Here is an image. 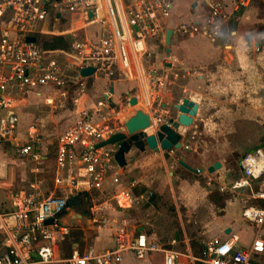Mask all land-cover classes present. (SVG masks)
I'll return each instance as SVG.
<instances>
[{
    "label": "built area",
    "instance_id": "1",
    "mask_svg": "<svg viewBox=\"0 0 264 264\" xmlns=\"http://www.w3.org/2000/svg\"><path fill=\"white\" fill-rule=\"evenodd\" d=\"M210 1L212 12L206 20L207 25L220 28L227 17L229 0ZM252 1L235 0L234 11L239 13ZM105 3L107 19L100 17L97 0H0V21L6 19L0 35V109L8 108L6 114L0 115V136L8 140L12 138L13 150H17L19 155L34 159L40 165L44 161L33 142L37 137L34 125V130L29 132L30 140L21 144L16 137L19 118L9 110L11 99L7 94L8 86L15 82L24 93L35 86L64 88L71 77L56 59L47 58V51L41 44L28 40L30 36L45 32L44 25L51 16L52 8L56 13L92 14V21L101 25L97 39L75 38L71 51L66 52L77 71L76 78H83L80 72L86 67H96V73L107 71L108 75L116 67L129 79L145 81L147 74L143 59L148 55L147 40L161 37L162 20L170 15L171 0H136L129 5L118 0H105ZM186 25L183 27L188 31ZM195 27L198 28L197 25ZM147 104L153 108L152 103ZM108 105L110 103H99L94 112L82 111V115L58 135L54 183L61 194L53 191L47 196H40L31 191L22 196L16 209L0 208V234L6 248L0 253V264H115L123 260L126 252H132L138 259L160 252L164 254V264H176V260L183 255L144 232L131 236L124 226L116 229L113 248L97 250L89 246L74 249L69 257L56 254V234L69 232L62 222L69 198L80 192L102 193L105 201L94 200L91 208L94 223L106 220L104 209L113 201L120 208H131L138 202L132 187L107 190L108 184L121 183V176L124 175L123 168L115 159L120 144L98 146L116 133L107 122V114L102 113L104 106L114 112ZM150 115L153 124L168 121L162 114L155 118ZM241 170L243 176L232 183V188L250 189L254 198L264 200V190L253 189V181L264 177V146L243 155ZM243 216L256 227L250 246L240 247L238 234L217 236L204 243L201 255L187 256L205 264H264L257 258L258 254L264 253V206L248 205L243 209ZM49 219H53L52 224L46 223Z\"/></svg>",
    "mask_w": 264,
    "mask_h": 264
},
{
    "label": "crops",
    "instance_id": "2",
    "mask_svg": "<svg viewBox=\"0 0 264 264\" xmlns=\"http://www.w3.org/2000/svg\"><path fill=\"white\" fill-rule=\"evenodd\" d=\"M100 9V17L106 19L107 9L105 0H97ZM125 4L124 0H118ZM136 0H133L135 2ZM125 2V3H124ZM234 2L235 0H229L226 8L225 22L221 25L223 28V32L221 33L220 28H216L207 25V18L212 12L211 1L210 0H171L172 8L170 15L163 18L162 27L164 25L168 26V29H173V37L172 42H174V47L171 48V52L168 53V48L166 49L167 55L174 54L178 61L179 68L185 71L186 75H190L189 83L193 88L203 87V98L207 99L210 97L212 99L211 103H230L231 98L233 97V91H236L234 88L240 84H236V82H232L234 72L239 69L240 74H243L245 77V81L243 89L246 88L247 85V73H248V65L252 62V60L257 58L263 59L262 53H264V39H257L254 42H250L246 39V37L256 34L264 33V0H253L248 7L236 13L234 11ZM55 14H57V18L61 19L64 17L68 19V24L73 25V28L70 30H66L64 32H56V21ZM92 14L86 15L85 13H56L55 9H51V16L48 18L45 23V32L41 34H36L35 37L37 43L41 44L44 50L47 51L48 59H56L58 62V58L56 55L63 54L68 60L70 67L73 65L70 62V59L66 55V52L71 51V44L75 38H78L76 33H73V30H80L81 37H89L93 39H97L99 32L101 30V25L93 22L91 19ZM60 19V20H61ZM6 19L3 18L0 21V35L2 33L3 25L5 24ZM196 23L199 27L205 29L204 34H196L191 37H185L178 39L177 33L175 31V26L181 23ZM55 23V25H53ZM5 26V25H4ZM55 28H54V27ZM230 28H232L230 30ZM55 29V30H54ZM220 29V31H219ZM73 33V37L71 38V34ZM165 33V32H164ZM167 33V32H166ZM166 33L164 34V40ZM54 37H64L69 42L68 48H57V49H47L45 48V42L51 41L46 39V36ZM69 36L71 39H68ZM159 38H149L147 40L148 48L151 42L160 41ZM171 42V44H172ZM230 45V46H229ZM171 46V45H168ZM223 47L228 48L229 50L224 49ZM221 48V49H220ZM218 55L221 57L219 58ZM255 57H253V56ZM221 59L222 57L229 60H236L233 64H235V70L232 72L231 70H226V75L229 80L226 81L225 88L227 92L221 97H217L215 94L217 87L213 78L217 75V70L215 68L212 69V63L216 60ZM231 61V60H230ZM229 61V62H230ZM227 61V63H229ZM263 62V61H262ZM144 64V59H143ZM180 64V65H179ZM61 65V64H60ZM145 66V64H144ZM62 67V66H61ZM232 69V65H231ZM64 70V69H63ZM74 71H76L74 69ZM65 73H67L64 70ZM77 73V71H76ZM99 73V72H98ZM98 73H94L91 76H87L88 81L90 80V85L87 88L86 93L78 98L76 103H92L91 107L85 109L84 106H79L68 110H58L57 105L55 103H60V99L58 95L60 92H63V88L43 85V86H35L28 93H24L20 87H18L15 82H11L7 89V94L11 99L10 111H14L15 114L18 115V123L16 130V137L20 143L26 142L30 140L29 132L34 130L32 126H35L37 137L34 138L33 142L37 149V151L44 157V161L42 166L37 167L36 163L30 158H26L24 156L19 155L17 150H13L14 140L11 139H1L0 136V208L3 210H13L16 209L22 201V196L25 193L36 191L40 196H47L48 191L43 190V185L48 176L45 175L48 171V160L51 158L52 153L55 155V174L57 171V148H58V135L61 131H63L66 127H68L71 123L76 121L80 115H82V111L84 110H92L94 108L95 103H127L132 107L130 101L132 97H137L138 103L135 106H140L141 100L136 94L132 93V89L126 83H123L121 80L111 81L108 77L100 76ZM69 74V73H68ZM81 74V72H80ZM71 75V74H70ZM82 76V75H81ZM84 77V76H83ZM234 80H237L236 76H234ZM240 80V79H239ZM138 81V80H136ZM113 87L114 92H111V88ZM258 89V87H255ZM233 90V91H232ZM247 90H245L246 92ZM218 92V91H217ZM64 94V93H63ZM218 94V93H217ZM227 94V95H226ZM107 95L109 98L107 99ZM152 95V94H151ZM259 95L263 96L262 90L259 92ZM60 96V95H59ZM102 97L105 98V101H101ZM192 100V99H191ZM199 104V110L197 114L194 116L193 123L184 128L182 132V143L183 147L181 149H172L167 151H151L147 149L145 152L141 153L137 158H134L132 155L133 151L126 155L127 164L123 168V179L119 184H108V188L113 190H118L121 188H129L133 186L141 187L139 196H138V204L137 210L139 213L143 214L144 210V202L142 200L145 198L146 193H150L152 195H157L155 192H151L155 185L158 184L160 189L165 191L166 189L171 190L174 200V206L171 205V209L177 210V213H180V208L185 204L184 202H189L191 200V195L187 194V197L181 199L179 191V184L182 182H177L175 175L178 173L179 165L183 167L185 170H188L193 176H210V178H215L216 175L214 173L218 170L222 171L225 169V163L223 160L221 161L222 167L220 169L215 170L214 172H209L208 168L214 164L215 162H207V166H205V162L207 159L195 164L191 159L196 152V149L189 146L190 138H189V130L197 125V120L202 113L204 108L202 103L196 100H193ZM64 103V101H63ZM176 104L173 103H164L162 105V110L173 109ZM96 107V106H95ZM8 109V108H7ZM7 109H0V115L7 113ZM138 109V108H137ZM58 110L59 112H56ZM136 111V109H134ZM143 110V109H142ZM133 111L129 116L131 117L134 112ZM145 111V110H144ZM163 114V113H162ZM166 116V115H165ZM172 117V116H170ZM169 117V118H170ZM194 133H196L194 131ZM264 144L256 146L248 151L255 150L259 147H263ZM16 151V152H15ZM135 151V150H134ZM185 153L184 160L196 168H203V171L200 173H195L185 168L179 163V160L182 158L174 157L173 155L177 152ZM246 151V152H248ZM245 152V153H246ZM244 153V154H245ZM243 157V156H242ZM239 161V175L236 179L231 178L230 180H226V178L222 181L221 184L226 185L220 187L221 192L238 194L239 198L237 202L228 200L226 207L224 208V212L220 215H215L214 217L208 218L204 224L207 227L206 233L208 237L214 238L217 236L227 237L231 234H238L240 236L239 245L240 247L246 248L250 246L252 243L255 233L256 227L253 222L249 221L243 216V209L248 205H261L264 206V200L256 199L252 196V190L243 188V189H234L232 188V183L243 176L241 170V160ZM197 160V159H196ZM31 164L34 166H31ZM119 164V163H118ZM159 165H163L165 170L158 168ZM32 172V173H31ZM46 172V173H45ZM44 174V175H42ZM54 174V175H55ZM35 177V181L31 182L29 180L30 176ZM229 177V176H228ZM227 177V178H228ZM132 179V180H130ZM54 180V179H53ZM131 181V182H130ZM135 181V185L133 182ZM30 185H28V183ZM179 183V184H178ZM131 184V186H130ZM229 187L227 188V186ZM29 186V187H27ZM55 186V183H54ZM29 188V189H27ZM55 189V187H54ZM133 189V188H132ZM253 189L264 190V177L258 180L253 181ZM59 190V189H58ZM52 191V190H51ZM49 191L50 193H52ZM250 192V198L246 201L244 197L241 196L240 192ZM90 193V192H89ZM164 193V192H163ZM91 194V202L92 205L95 201L103 202L105 201V196L97 191L96 197L94 196L93 191ZM150 196V201L154 199ZM95 200V201H94ZM188 203V204H189ZM151 203V207L147 206L146 213L152 214L154 210H156L155 205ZM108 205V204H107ZM131 208H120L118 207V211L114 208L113 202L111 206H108L104 209V216L106 220L103 223L95 225L93 221V217H83L77 218L74 221L73 226H70L72 215L74 211H71L68 215L63 216V224L69 228V232L66 234L57 233V246H56V254L58 256H63V248H62V238L63 236H71L72 231L74 230H84V234L86 235L87 230L86 226L95 228V233L92 238L91 246L97 250H105L109 248H113L115 246L114 241V233L118 227H122V219H124L125 214L130 211ZM129 209V210H123ZM145 213V214H146ZM130 214V218H126L125 224L129 226L128 231L130 235L135 236L138 233L134 232L131 228L135 224V220L140 218V215ZM147 215V214H146ZM93 216V215H92ZM179 217V216H178ZM180 222L181 219L179 218ZM152 218L147 215L143 221V224L140 225V231L144 232L146 225L154 226L151 222ZM91 225V226H90ZM79 228V229H78ZM134 232V233H133ZM263 238H264V225H263ZM141 233V232H139ZM144 233L148 234L147 231ZM153 236L164 243H167L169 247L177 249L180 247L182 241L181 235L178 231L174 232L173 235L167 237H159L156 235V232L153 234H148ZM210 238V239H211ZM86 239V238H85ZM175 240V242H173ZM70 241V240H69ZM73 243V250L76 248L85 249L87 247L82 248L81 241L78 239H74L70 241ZM185 248L188 250V254H193L192 246L195 247L198 251L199 256L202 254L203 246L198 241L193 240L190 244L189 239L185 238L184 240ZM4 246L3 236L0 234V246ZM192 245V246H191ZM195 256V255H194ZM188 257V256H187ZM181 258V257H180ZM177 259L176 264H205L200 261H193L191 259ZM189 258V257H188ZM258 260L264 262V253L257 255ZM115 264H164V254L160 252L150 253L144 259L136 258L132 252H126L124 254V258L121 262Z\"/></svg>",
    "mask_w": 264,
    "mask_h": 264
},
{
    "label": "rangeland",
    "instance_id": "3",
    "mask_svg": "<svg viewBox=\"0 0 264 264\" xmlns=\"http://www.w3.org/2000/svg\"><path fill=\"white\" fill-rule=\"evenodd\" d=\"M124 1L126 2H124V5H129L133 0ZM66 12L69 13V11ZM262 14L264 15L263 11ZM56 16L57 14H55L54 18L57 25L56 32L62 33L73 28V25L68 24V19L64 17L61 19V17L57 18ZM184 24H187L186 27L188 31H185V28L183 27ZM53 25H55V23ZM196 25L197 24L195 23L187 22L175 26L174 28L177 33V38L181 39L200 33L204 34L205 29L199 27L198 25V28H196ZM167 27L168 26L166 25L163 26V32L161 33V37H159V39H161L160 41L150 43L148 55L144 58V69L147 74L144 82L127 78L116 67L112 69L113 73L110 75H108L107 71H99L98 74L100 76L108 77L111 81L121 80L123 83H126L131 87L132 93L136 94V96H138L141 100L140 106L134 105L132 107H130L128 102L124 104L112 102L108 106H110L114 112L106 106L102 107V113L107 114L109 118L107 122L114 127L116 132L125 130V122L128 119V116L135 111L134 109H143L147 113L153 114L154 118L163 113L162 115H166L165 117L169 119L170 116L176 118L179 115V111L176 107H172V110H162V105L164 103L179 104L184 98L205 102L202 103L204 108L197 120V125L189 130V138L191 139L189 146L196 149V152L191 159L197 165L200 162H205L202 160L207 159L204 163L205 166H207V162L213 163L217 160H223L225 163V169L222 171H216L214 173V175H216L215 178H210V176L195 177L188 170H185L179 165V170L175 177H178L176 181L182 182V184L178 183V193L183 200L187 197V194L191 195L190 203L188 202V204L187 202H184L185 204H183L180 208V213H177V210L175 209H171V205L174 206L175 203L172 199L173 194L171 190L166 189L163 191L160 189V186L156 184L155 188L151 191L157 194L154 199L150 201V196L152 194L148 192L142 200V202H144L143 214L138 212L136 209L137 206L135 208V205L139 202L138 200L133 208L125 214L124 219H122V225L128 229L129 226L124 223L126 218H130L131 213H134L133 215L135 216L140 215V218L135 220L136 225L131 227L136 233L142 232L139 230V227L143 224L147 215L149 218H152L151 222L154 225L152 228L151 226L146 225L145 231H147L148 234L156 232V235L159 237H167V235L171 236L174 232L178 231L183 242L180 247H177V250L182 252L183 255L180 256V259L183 260L191 259L187 257L188 250L185 248V238L189 239L190 244L193 240H195L204 246V243L211 238L208 237V234L206 233L207 227L204 222L210 217L223 213L228 200L237 202L239 198L238 194L221 192L220 187L226 186L221 184L222 181L225 178L226 180H230L231 178L236 179L239 175L238 164L244 153L256 146L264 144V53L261 54L263 59L260 58V55H258L259 60L254 58L248 65L249 71L247 73V85L245 89H243L244 84L242 83L245 81L244 75L240 74L239 69L236 70V73L233 71L235 70L233 68L236 67L233 63L236 62V60H233L232 62V59L227 60L223 57L218 59V57H221L218 55L217 60L211 65L212 69L215 68L217 70V75L213 78L219 88L215 92L217 97L220 98L221 95H224L227 92V89L225 88L226 81L229 80L226 75L227 69L234 72V76L237 78V80H234L233 76L232 82H236V84L240 85H238L237 88H234L236 91L232 90L234 98H231L230 103H211L212 99L210 97H207L206 99L204 96L203 98V87L193 88L190 86V75H186L184 73L185 71L179 68L176 56L173 53L169 56L167 55L166 49L168 47L173 48L175 45L174 42H172L171 46H168L163 38L164 34L167 32ZM222 27H220V29ZM223 28L221 29V33L223 32ZM231 29L232 28H230V30ZM72 32L76 33L78 38L82 36L80 30H73ZM73 33H70L71 38L74 35ZM67 37L68 39H71L69 36ZM52 38L53 35L46 36L47 40ZM224 49L229 50L228 48L223 47V50ZM56 57L58 58L62 68L69 73V75L71 74V77L68 78L67 85L63 88V92H60V96L58 95L61 105L57 106V109L73 110L80 105L84 106L85 109L91 107L92 103H76L78 98L86 93L91 81H88L87 77H83L82 79L76 78V71H74L73 67H70L68 60L63 54L56 55ZM227 61L230 62L227 63ZM255 87H258V89H255ZM245 90L247 91L245 92ZM261 90L263 92V96L259 95ZM101 101H105V98L102 97ZM147 103H152L153 108L151 109ZM98 105L99 103H95L96 107H98ZM95 106L91 111L94 112L96 110ZM58 110H56V112H59ZM2 113L4 114V111ZM154 125H156V123H154ZM194 131L196 133H194ZM173 156L184 159L185 153L184 151H178ZM54 158L55 155L52 153L51 158L48 160V171L47 173L45 172V175H47V178L49 179H46L42 188L44 191H48L46 193L49 194H51L49 192L51 190L57 192V194H61V190H58L57 188L54 189L55 186L53 179H55L56 176L54 172ZM30 160H33L37 167L42 166V164L40 165L38 161L31 158ZM31 166L33 165L31 164ZM158 168L163 169V171L165 170L163 165H159ZM121 178L123 179V176H121ZM29 180L34 182L35 177L31 175ZM31 182H29L28 185H30ZM228 187L229 185L227 188ZM132 188L134 193L139 196L141 187L137 185ZM107 190L110 192V190L113 189L108 188ZM93 193L96 197L97 191H93ZM240 194L247 201L250 198L251 193L245 191L240 192ZM153 202L156 210H154L152 214L146 213L148 210L146 209L147 206L151 207V203ZM113 206L115 209L117 208V211L119 210L115 201H113ZM179 218L181 219V222ZM98 224L100 223H95V225ZM85 227L87 230L86 235L84 234V230L80 229L74 230V232L72 231L71 236L69 237L70 241H73L74 239L80 240L82 248L91 246L92 238L95 233V228L88 227L86 225ZM191 248L193 254L195 256L198 255L197 249L193 246ZM5 249L6 248L1 245L0 253L5 252Z\"/></svg>",
    "mask_w": 264,
    "mask_h": 264
},
{
    "label": "water",
    "instance_id": "4",
    "mask_svg": "<svg viewBox=\"0 0 264 264\" xmlns=\"http://www.w3.org/2000/svg\"><path fill=\"white\" fill-rule=\"evenodd\" d=\"M173 33V29L170 28L167 30L165 36V42L167 45H171ZM28 40L34 42L36 41V38L29 37ZM169 52H171V48H168V53ZM96 71V67H86L81 70V75L84 77L91 76L96 73ZM111 92H114L113 87L111 88ZM130 103L133 106L137 105V97H132ZM175 107L178 109L179 115L176 118L170 117L167 122L157 126L153 124L149 113L140 108L136 109L135 113L126 120L124 131L112 134L107 139L99 143L98 146L102 147L119 143L120 147L115 155V159L121 167L126 166V155L132 151V156L137 158L147 149L156 152L161 150H172L174 148L181 149L183 147L182 132L185 127H188L193 123L194 116L199 110V104L189 98H184L182 102L176 104ZM179 163L192 172L200 173L203 171L202 167H193L184 159H180ZM221 167V161H216L208 168V171L212 173ZM153 197L154 195H152V198ZM91 208V194L89 192H80L68 199L66 210L63 212L62 216L68 215L71 211H74L70 224V226H73L74 221L77 218H91ZM46 223L52 224L53 219L47 220Z\"/></svg>",
    "mask_w": 264,
    "mask_h": 264
},
{
    "label": "trees",
    "instance_id": "5",
    "mask_svg": "<svg viewBox=\"0 0 264 264\" xmlns=\"http://www.w3.org/2000/svg\"><path fill=\"white\" fill-rule=\"evenodd\" d=\"M69 42L64 37H54L51 41L45 42V48L47 49H57V48H68ZM62 250L64 252V257H69L73 252V243H70L68 236H63Z\"/></svg>",
    "mask_w": 264,
    "mask_h": 264
},
{
    "label": "clouds",
    "instance_id": "6",
    "mask_svg": "<svg viewBox=\"0 0 264 264\" xmlns=\"http://www.w3.org/2000/svg\"><path fill=\"white\" fill-rule=\"evenodd\" d=\"M246 39L250 42H254L257 39H264V33L256 34L255 36L250 35V36L246 37Z\"/></svg>",
    "mask_w": 264,
    "mask_h": 264
},
{
    "label": "flooded vegetation",
    "instance_id": "7",
    "mask_svg": "<svg viewBox=\"0 0 264 264\" xmlns=\"http://www.w3.org/2000/svg\"><path fill=\"white\" fill-rule=\"evenodd\" d=\"M164 123H165V122H164ZM159 124H162V123H158V124L156 123V126L159 125ZM65 210H66V208H65ZM65 210H64V211H65Z\"/></svg>",
    "mask_w": 264,
    "mask_h": 264
}]
</instances>
